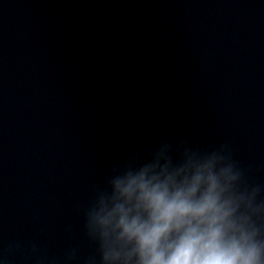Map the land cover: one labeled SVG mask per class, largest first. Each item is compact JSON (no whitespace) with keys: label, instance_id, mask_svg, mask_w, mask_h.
I'll list each match as a JSON object with an SVG mask.
<instances>
[{"label":"water","instance_id":"water-1","mask_svg":"<svg viewBox=\"0 0 264 264\" xmlns=\"http://www.w3.org/2000/svg\"><path fill=\"white\" fill-rule=\"evenodd\" d=\"M184 140L264 183V0H0V264H83L93 189Z\"/></svg>","mask_w":264,"mask_h":264},{"label":"clouds","instance_id":"clouds-1","mask_svg":"<svg viewBox=\"0 0 264 264\" xmlns=\"http://www.w3.org/2000/svg\"><path fill=\"white\" fill-rule=\"evenodd\" d=\"M250 173L227 144L162 142L125 158L81 210L83 264H264V183Z\"/></svg>","mask_w":264,"mask_h":264}]
</instances>
